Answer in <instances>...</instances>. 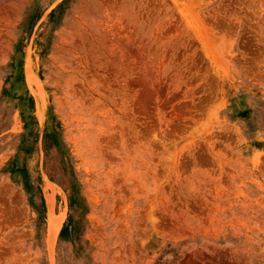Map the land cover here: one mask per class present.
Here are the masks:
<instances>
[{"label": "rangeland", "instance_id": "rangeland-1", "mask_svg": "<svg viewBox=\"0 0 264 264\" xmlns=\"http://www.w3.org/2000/svg\"><path fill=\"white\" fill-rule=\"evenodd\" d=\"M0 264H264V0H0Z\"/></svg>", "mask_w": 264, "mask_h": 264}]
</instances>
